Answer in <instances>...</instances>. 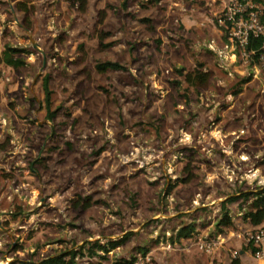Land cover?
<instances>
[{
	"label": "rangeland",
	"instance_id": "rangeland-1",
	"mask_svg": "<svg viewBox=\"0 0 264 264\" xmlns=\"http://www.w3.org/2000/svg\"><path fill=\"white\" fill-rule=\"evenodd\" d=\"M219 1L0 0V264L80 246L77 264L141 249L193 264L240 248L194 244L245 227L250 198L224 204L231 223L218 231L220 203L264 186V66L216 53ZM107 60L122 69L94 68Z\"/></svg>",
	"mask_w": 264,
	"mask_h": 264
},
{
	"label": "built area",
	"instance_id": "built-area-1",
	"mask_svg": "<svg viewBox=\"0 0 264 264\" xmlns=\"http://www.w3.org/2000/svg\"><path fill=\"white\" fill-rule=\"evenodd\" d=\"M217 26L225 40L216 50L218 55L236 56L242 61L255 60L264 66V0H224L221 8L213 14ZM260 39L259 48L249 47L252 39ZM211 44H209L210 46ZM230 237H237L245 246L253 247L252 255L264 264V225L255 229H244L234 234L222 232L207 239L197 238L196 248L202 253H212ZM169 248V244H166ZM237 250H229V256L235 257ZM127 264H155L148 253L135 254Z\"/></svg>",
	"mask_w": 264,
	"mask_h": 264
},
{
	"label": "trees",
	"instance_id": "trees-1",
	"mask_svg": "<svg viewBox=\"0 0 264 264\" xmlns=\"http://www.w3.org/2000/svg\"><path fill=\"white\" fill-rule=\"evenodd\" d=\"M84 1V0H83ZM260 45V39H252L249 43V47L257 49ZM10 52H18L21 51L19 49L13 48L9 50ZM2 62L7 65H13L16 66L20 63V61L17 58H13L11 53L3 52L2 53ZM94 68L98 72H103L107 69L109 70H119L122 69V66L114 61H103V62H96L94 65ZM189 75V74H188ZM189 81L192 82L191 76L186 77ZM193 79L197 82L194 83H204L206 79V74L201 72H195L193 74ZM247 80L245 78L242 81ZM41 90L43 93V102L44 107L46 110V117L52 118L53 112L49 110L50 107V90L48 88V77L45 75L41 78ZM238 92L235 91V93ZM240 198L243 201H246L247 199H251L249 203V209L242 215L244 219H247V221L251 225H258L260 224L264 219V186L257 187L254 191L249 192H243L240 193L239 196H229L226 198L223 202L220 203V218L216 222L215 226L217 227L218 231H221V227H228L230 225V217L228 215L227 209L224 207L225 203H230ZM194 226L192 223L185 224L181 227H179L175 233L174 237L176 239L179 238H186L189 237V235L193 232ZM126 236H122L120 238L114 239V240H108L105 242V244H101L98 241L88 242L87 243V252L89 254H93L94 250H99L104 253H107L109 250L119 246L121 243H123ZM83 246H80L76 249L72 250H66L60 253H57L55 255L47 256L40 258L35 261H24V260H18L17 264H77L75 257L76 255L81 254ZM142 253H144V249H141ZM251 251H253V248H251ZM129 260H119L113 262V264H127ZM231 264H237L236 259L231 260Z\"/></svg>",
	"mask_w": 264,
	"mask_h": 264
},
{
	"label": "crops",
	"instance_id": "crops-1",
	"mask_svg": "<svg viewBox=\"0 0 264 264\" xmlns=\"http://www.w3.org/2000/svg\"><path fill=\"white\" fill-rule=\"evenodd\" d=\"M223 0L222 1H219L218 2V7L216 6L217 10H219L221 8V6L223 5ZM212 4V3H211ZM213 9V8H212ZM215 9V8H214ZM216 10V9H215ZM216 10V11H217ZM215 12L213 11L212 15L214 14ZM246 220V226L245 227H239V230L238 231H235L233 230L232 232L234 234H237L238 232H240L241 230H244V229H255L257 227H260V226H263L264 225V219L263 221L258 224V225H251L247 219ZM241 224V223H240ZM242 225V224H241ZM227 231H231V230H227ZM237 238V237H235ZM230 239V238H229ZM228 239V240H229ZM238 242V243H237ZM235 245L237 246H240V248H237L235 250H237V255L235 257H230V256H224V255H216V256H211L210 257V260L207 261L206 263L204 261H198V260H195L193 259V264H231V260L232 259H236L237 260V264H263V262L261 260H258L256 258H254V256L252 255V251H251V246H245L241 240L239 238H237V240L235 241ZM232 245V244H231ZM254 250V249H253Z\"/></svg>",
	"mask_w": 264,
	"mask_h": 264
}]
</instances>
